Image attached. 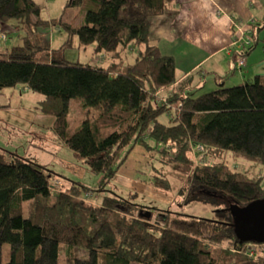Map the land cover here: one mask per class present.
<instances>
[{
	"label": "trees",
	"instance_id": "16d2710c",
	"mask_svg": "<svg viewBox=\"0 0 264 264\" xmlns=\"http://www.w3.org/2000/svg\"><path fill=\"white\" fill-rule=\"evenodd\" d=\"M174 1L91 0L84 22L64 23L68 34L54 48L47 26L56 18H42L35 0H0V21L19 19L25 33L0 52V91L20 82L44 94L53 133L101 175L99 186L143 145L152 163L183 175L185 203L214 206L213 217L144 205L105 187L99 201L57 190L40 163L0 149V264H264V242L240 240L230 211L264 191L241 171L210 161L231 150L264 163V73L230 87L217 80L205 93L198 71L178 79L174 57L148 38L149 17ZM90 44L109 54L106 62L65 57L66 49ZM131 49L133 57L123 59ZM76 99L85 117L71 125ZM158 172L152 186L170 189ZM79 246L83 256L74 254Z\"/></svg>",
	"mask_w": 264,
	"mask_h": 264
},
{
	"label": "rangeland",
	"instance_id": "374dc122",
	"mask_svg": "<svg viewBox=\"0 0 264 264\" xmlns=\"http://www.w3.org/2000/svg\"><path fill=\"white\" fill-rule=\"evenodd\" d=\"M35 1L41 6L42 18H56L50 22V24H53V27L50 24L47 26V36H49L51 47L54 48H58L68 34L63 28V24L70 22L73 25H81L85 20L87 8L91 5V0H85L82 4L75 5H69L68 1L70 2V0ZM216 10L220 14V8L218 7ZM159 15L161 14L151 15L149 20L154 21ZM20 24L21 21L19 19L0 21L1 53L5 52V49H7L6 46L9 49L12 47V44L23 42L22 37L25 36V33L21 30ZM248 28H250L248 29L250 34H253L254 29L250 26ZM258 31L260 41L252 50L248 60L246 61V54H237L235 58L238 67L241 68L243 66V72L249 69L250 73L247 75L249 77L255 76L256 73H264V59H262L264 58V28ZM257 32L255 33L254 42L258 35ZM3 34L5 38L2 37ZM201 36L203 37V35ZM69 37L68 42L72 41L71 36ZM237 37H241L238 31ZM248 37H244L246 38V47L248 48L246 52L253 48V46L250 48V45H254L253 40L248 42ZM239 40H243V37L237 41ZM43 45H45L44 42ZM206 45L210 46L207 42ZM140 47L143 46L136 47L135 49L138 50ZM244 48H237L236 52H242ZM136 50L131 49L128 56L126 55L127 52H124L123 59L124 55L126 58H132ZM41 53L43 52H39L38 55ZM221 54L218 53L212 58L207 63L208 66L214 61L219 64L221 62L219 58ZM65 57L71 61L82 62L89 60L99 62V58L104 63L107 61L109 54L104 51H93V45L90 44L86 47L66 49ZM242 60L244 63L241 65ZM132 61L133 59L128 60V62ZM259 63H262L260 64V68L262 69H258L260 72H257ZM227 68L229 69L227 70ZM223 70L228 72L226 84H224L225 87L235 86L242 82L241 77L243 72L235 70L234 74L232 73L234 70V61L231 60L229 67L224 66ZM206 76L203 77L202 82V84L204 83L203 89L205 90L201 91V93L218 88V82L214 81L213 75ZM176 77L178 78V76ZM41 99H44V94L28 89L20 82L5 87L0 91V149L15 152L18 155L25 156L40 163L50 173L51 183L57 190L79 191L78 194L81 197L90 193V200L99 197V201L102 197L101 194H103V188L105 187L108 189L107 191L110 195H113V192H115L117 196L126 197L131 200L137 199L139 203L144 205L171 209L173 211H179L180 213L194 214L207 218L213 217V210L216 207L197 202L185 203V197L179 193L181 186L180 178L183 175L173 171L170 165L152 163L150 156L152 152L147 150L143 145H135L126 160H123L116 173L108 179L104 186H99L101 183V175L94 173L86 163L81 159H77L72 150L65 146L58 136L53 133L51 126L54 122V116L42 109ZM83 117H85V110L79 100L76 99L72 102L71 112L69 114L71 125L79 123ZM210 161L217 163L223 162L230 168L241 171L247 177L257 182L259 187L264 191V163L245 157L242 154H237L231 150L225 152L223 157L212 158ZM159 168L163 170L169 179L171 183L170 189H156V187L152 186L151 183L154 180L153 175L160 174L158 170L161 169ZM73 181H77L81 186H85L91 190L77 188L74 186L75 183ZM134 192H137L138 195L133 194ZM223 206L225 204L221 207ZM156 212H159V210ZM65 253L66 250L62 247L61 259L65 258ZM74 254L76 256H83V248L80 246L76 247ZM5 257L1 259L0 256V262H3L2 260ZM62 263L64 264L63 261Z\"/></svg>",
	"mask_w": 264,
	"mask_h": 264
},
{
	"label": "crops",
	"instance_id": "0c3cea01",
	"mask_svg": "<svg viewBox=\"0 0 264 264\" xmlns=\"http://www.w3.org/2000/svg\"><path fill=\"white\" fill-rule=\"evenodd\" d=\"M218 7L220 14L216 10ZM160 14L154 21L149 20V41L158 45L163 54L174 57L179 79L191 71H198L194 79L200 83L204 76L213 75L215 82L223 79L226 84L228 72L223 67H229L231 60L234 61L232 73L235 70L243 72V66L239 68L237 65L236 55L246 54L247 61L260 41L257 30L264 28V0H176ZM248 26L254 29L253 34H250ZM237 31L241 37L236 38ZM256 32L258 35L254 42ZM245 36H249L248 42H254V45L249 46L253 48L247 52ZM242 37L243 40L237 41ZM237 48L244 50L236 52ZM218 53H222L219 57L221 62L218 64L214 61L208 66L207 63ZM260 64L257 72L262 69ZM249 73V69L242 73L240 83L253 77L247 76Z\"/></svg>",
	"mask_w": 264,
	"mask_h": 264
},
{
	"label": "water",
	"instance_id": "95a60500",
	"mask_svg": "<svg viewBox=\"0 0 264 264\" xmlns=\"http://www.w3.org/2000/svg\"><path fill=\"white\" fill-rule=\"evenodd\" d=\"M233 227L242 241L264 242V197L255 199L245 206L232 204Z\"/></svg>",
	"mask_w": 264,
	"mask_h": 264
},
{
	"label": "built area",
	"instance_id": "2783aa9c",
	"mask_svg": "<svg viewBox=\"0 0 264 264\" xmlns=\"http://www.w3.org/2000/svg\"><path fill=\"white\" fill-rule=\"evenodd\" d=\"M2 37L5 38V35L3 34ZM243 63H244V62H243V60H242L241 65H242ZM85 196H86V197H89V196H90V193H87Z\"/></svg>",
	"mask_w": 264,
	"mask_h": 264
}]
</instances>
